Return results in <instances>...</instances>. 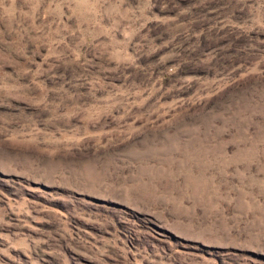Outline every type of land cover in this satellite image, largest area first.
Here are the masks:
<instances>
[{"label":"rangeland","instance_id":"obj_1","mask_svg":"<svg viewBox=\"0 0 264 264\" xmlns=\"http://www.w3.org/2000/svg\"><path fill=\"white\" fill-rule=\"evenodd\" d=\"M0 264H264V0H0Z\"/></svg>","mask_w":264,"mask_h":264}]
</instances>
